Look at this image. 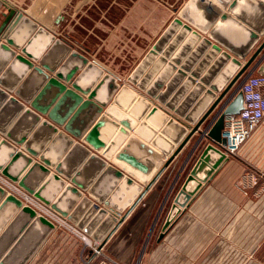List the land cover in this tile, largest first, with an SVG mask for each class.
Masks as SVG:
<instances>
[{
    "label": "water",
    "instance_id": "1",
    "mask_svg": "<svg viewBox=\"0 0 264 264\" xmlns=\"http://www.w3.org/2000/svg\"><path fill=\"white\" fill-rule=\"evenodd\" d=\"M0 20V119L6 108L26 110L33 127L43 119L41 125L57 134L53 141L60 147H54L61 148L59 153L33 145L38 133L29 140L26 134L15 137L8 133V123H2L0 170L89 234L85 223L91 212H108L115 224L104 237L93 234L101 241L99 249L198 134L177 177L188 165L189 170L201 141H209L186 174L173 207L190 202L228 160L224 117L239 113L244 101L243 92H233V87L253 72L264 75V0H187L124 77L23 10L6 4ZM8 60L12 64L2 70ZM13 66L36 76L39 88L31 91L24 83L14 89L8 75ZM63 151L67 153L61 156ZM38 180L42 183L36 188ZM49 185L54 191L47 194ZM84 192L95 202L80 218L76 210ZM9 209L17 217L0 237V264H25L55 224L0 185V217ZM38 226L42 235L25 254L13 257Z\"/></svg>",
    "mask_w": 264,
    "mask_h": 264
},
{
    "label": "crops",
    "instance_id": "2",
    "mask_svg": "<svg viewBox=\"0 0 264 264\" xmlns=\"http://www.w3.org/2000/svg\"><path fill=\"white\" fill-rule=\"evenodd\" d=\"M19 1L0 0V13L6 9V4L23 10L120 77L126 76L138 64L187 2L31 0L32 3L22 7ZM253 14L262 17L260 12L254 11ZM114 39L119 42L112 44ZM38 45L43 47L41 42ZM11 64L12 60L6 61L2 70ZM8 73L14 89L22 88L24 83H29L31 91L39 88L36 76H30L23 68L13 66ZM25 112L10 107L4 109L0 126L7 122L8 133L15 137L26 134L27 140L38 133L33 145H41L43 149L52 151L60 147L59 141H53L57 134L51 135L50 128L41 125L43 119L36 121L35 128L32 126L33 117ZM9 140L15 143L11 138ZM60 149H57L59 153ZM62 153L64 156L67 152ZM199 154L193 156L192 165ZM185 159L186 156L174 159L100 252H94V246L101 241L93 234L104 237L115 220L108 212L98 216L94 209L85 223L91 228L90 234L71 220L73 228L55 226L25 264H98V254L105 255L112 264H264V119L239 152L228 156L224 165L185 207H173L174 197L192 167L177 177ZM19 168L26 171L22 165ZM247 172L258 176L259 185L245 186L242 183ZM35 178L29 177L30 182H35ZM41 183L38 180L36 188ZM53 191L50 185L44 188L47 194ZM80 202L76 214L84 218L95 200L84 192V199ZM101 207L103 204L99 205ZM10 210L0 217V237L17 217ZM170 216L171 223L160 236ZM6 218L8 220L4 223ZM42 229L41 226L32 228L12 256L25 254L33 246L35 238L42 235ZM79 231L86 234L87 240Z\"/></svg>",
    "mask_w": 264,
    "mask_h": 264
},
{
    "label": "built area",
    "instance_id": "3",
    "mask_svg": "<svg viewBox=\"0 0 264 264\" xmlns=\"http://www.w3.org/2000/svg\"><path fill=\"white\" fill-rule=\"evenodd\" d=\"M240 90L243 92L244 97L242 109L237 114H227L224 117L222 137L226 139V144L223 148L228 156L239 152L242 145L251 137L264 119V75L256 72L249 74L242 81ZM242 183L245 186H257L259 185V178L254 172H247L242 177ZM0 185L8 193L20 198L25 205L35 209L38 215L45 216L51 220L55 226L73 228L66 216L52 209L16 181L11 180L1 170ZM262 186L264 190V183ZM76 231L78 232V230ZM79 234L84 240H87L85 233L79 231ZM99 245L96 244L94 246V252H100Z\"/></svg>",
    "mask_w": 264,
    "mask_h": 264
},
{
    "label": "rangeland",
    "instance_id": "4",
    "mask_svg": "<svg viewBox=\"0 0 264 264\" xmlns=\"http://www.w3.org/2000/svg\"><path fill=\"white\" fill-rule=\"evenodd\" d=\"M19 1V0H18ZM21 2H22V7H24L25 5H27L28 3H32V1L31 0H20ZM19 1V2H20ZM7 2V1H6ZM106 3V2H105ZM43 3H41V5H42ZM117 42H119L118 41V39H114L113 41H112V44H114V43H117ZM239 86H238V83L235 85V87H233V92L234 91H236V92H238L240 89V87L238 88ZM213 118V116L209 119V120H211ZM215 119V118H214ZM213 121V120H212ZM209 124H207L208 125V128H210L211 126H212V123H211V121H209L208 122ZM207 128V129H208ZM199 135L198 134H196L193 138H192V140L189 142V144L187 145V147L185 148V150H184V153L181 155V156H186V154H188V152H189V150L191 149V147L194 145V143H195V141H196V139H197V137H198ZM207 143V139H203L202 141H201V143H200V145L198 146V148L195 150V152H194V154H193V156H196L198 153H200V151L202 150V148L205 146V144ZM196 153V154H195ZM189 167V165L187 166V168ZM187 168H186V171H185V174H186V172H187ZM97 256H99L100 258H98L97 260H98V264H112V262L110 261V260H108L107 259V257L105 256V255H100V254H98ZM136 260H137V257H136ZM135 260V261H136ZM96 264V263H95Z\"/></svg>",
    "mask_w": 264,
    "mask_h": 264
}]
</instances>
